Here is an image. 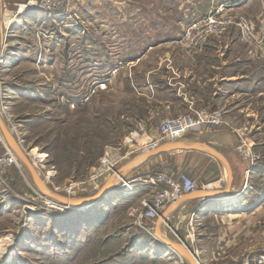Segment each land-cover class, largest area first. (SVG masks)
Masks as SVG:
<instances>
[{
    "label": "rangeland",
    "instance_id": "374dc122",
    "mask_svg": "<svg viewBox=\"0 0 264 264\" xmlns=\"http://www.w3.org/2000/svg\"><path fill=\"white\" fill-rule=\"evenodd\" d=\"M100 1L89 6L83 0L73 7L70 0L61 12L33 7L19 11L27 0L0 4V58L6 59L0 63L4 126L50 191L77 199L94 196L109 178L114 186L96 204L65 214L72 210L41 193L0 128V264H190L154 237L162 209L180 200L148 216L155 195L169 188L158 178L185 177L197 189L216 181L224 188L227 182L225 166L203 152L173 151L144 159L137 155L164 122L208 110L191 105L187 112L171 114L164 103L167 92L157 89L163 87L160 78L143 77L155 64H166L176 79L173 64L201 61L205 46L196 53L182 40L194 21L187 24L181 7L168 0ZM210 2L211 7L217 1ZM249 19L256 28L261 26ZM233 28L239 35L232 25L215 38ZM220 116L215 126L197 125L180 139L160 145L206 143L234 164L241 160L239 166L248 173V162L263 157L264 135L257 133L255 149L247 140L251 130L243 118L230 124ZM224 123L232 135L220 132ZM252 184L256 190L264 186L261 180ZM217 202H207L203 210L192 204L175 222H160V235L185 243L199 264H240L247 253L264 246L259 243L264 240V210L250 219L256 245L245 249L234 243V223L220 217ZM237 238L244 241L241 233Z\"/></svg>",
    "mask_w": 264,
    "mask_h": 264
},
{
    "label": "crops",
    "instance_id": "0c3cea01",
    "mask_svg": "<svg viewBox=\"0 0 264 264\" xmlns=\"http://www.w3.org/2000/svg\"><path fill=\"white\" fill-rule=\"evenodd\" d=\"M25 1L0 0V4L2 2L18 4ZM84 1L89 6H94L99 0ZM216 1V3L227 1L238 2L239 10L256 23H264V0ZM82 2L83 0H72V6L76 7V5ZM168 3L169 5L170 3H177L181 7V18L185 19L188 24L204 15L206 8L210 7L211 2L210 0H168ZM198 3H201L203 7ZM199 59L201 61L197 64H173L171 69H174L175 74L179 76L176 79H172L174 73L172 74L166 68V64H155L154 68L149 69L143 77H148L150 80L151 76L156 75L160 78L158 84L163 87L157 86V89L167 92V101L164 103L167 105V108H171V114L187 112L190 107H195L196 110L208 109L219 111L222 113V120L224 118L225 122L230 124L232 123L231 121H236L235 118H243L244 126L249 127V130H251V137L247 139L250 143L249 145H254L256 149L258 145L256 141L259 136L257 133L261 132L264 135V47L259 50L248 47L239 40L238 32L233 28L228 35L221 39L212 37L206 43L204 53ZM168 79H171V84L164 83ZM179 83H181L180 87L178 86ZM139 85L145 86L146 84ZM226 123L219 127L223 128L220 132L229 133L227 131L229 127ZM254 128L255 131L253 132ZM222 143H227L226 147L231 146L226 139L222 140ZM262 147L264 148V145ZM229 148L231 149V147ZM144 153L148 152L141 151L137 155L140 157ZM244 158L248 159L247 156H244ZM228 160L233 177L229 193L219 199L209 201H218L216 208L220 211L219 215H223L220 217L227 218L229 223H234V243L248 249L256 245L251 240L256 233H253L249 227L251 223L250 219L257 213L256 211L264 210V186L261 190H256L252 186V183L256 180H261L264 183V154L260 161L255 158L248 162L250 167L248 173H246L247 168L240 167L243 164L241 160H237L235 164L231 158ZM260 162H262L261 165L259 164ZM244 164L247 163L244 161ZM218 183L220 184V181H216L204 188L224 190L227 186V182L224 188L221 185L219 186ZM209 201L202 202V200L197 199L185 200L174 210L165 214L161 222L165 223L166 220L169 224L175 222L176 217L180 213L187 212L185 209L191 207L192 204H194L193 207H196L195 209L203 210L205 209L204 205ZM167 208L162 209L161 215L165 213ZM260 227L263 228V225H260ZM240 233L244 236L243 242L237 238ZM237 240H239V243ZM259 243L264 244V240H261Z\"/></svg>",
    "mask_w": 264,
    "mask_h": 264
},
{
    "label": "built area",
    "instance_id": "2783aa9c",
    "mask_svg": "<svg viewBox=\"0 0 264 264\" xmlns=\"http://www.w3.org/2000/svg\"><path fill=\"white\" fill-rule=\"evenodd\" d=\"M70 4V0H27L26 3L20 5L19 11L33 7L44 11L61 12L67 10L65 8ZM238 4V2L229 1L213 4L205 15L198 18L184 30L182 40L185 41L187 47L198 53L213 36L219 37L227 33L229 27L234 25L239 28V40L242 43L263 48L264 23L256 28L254 22L239 11ZM196 116L193 117L189 114L164 122L156 135L142 146L143 151H152L164 141L178 140L190 128L197 125L204 123L216 125L221 119L220 113L215 110L212 112L201 110ZM11 158L15 160L14 157L11 156ZM158 182H167L169 188L155 195L154 201L148 206V216H157L159 210L166 204L178 200L184 193L197 189L194 182L185 177L174 181L163 175L158 178ZM129 183L124 182V185L131 188ZM240 264H264V246H261L257 252L247 253Z\"/></svg>",
    "mask_w": 264,
    "mask_h": 264
},
{
    "label": "water",
    "instance_id": "95a60500",
    "mask_svg": "<svg viewBox=\"0 0 264 264\" xmlns=\"http://www.w3.org/2000/svg\"><path fill=\"white\" fill-rule=\"evenodd\" d=\"M0 128L2 129L4 133V137L6 139L5 141L11 147V149L14 150L18 158L23 162L24 166L27 168V170L31 174L33 183L39 188L41 193L46 196L57 199L61 204H64L63 206H66L67 209L81 210V209L90 207L96 204L98 201H100L108 193H110L111 190H113L114 186L112 184V178H109L105 182V184L102 186L101 190L94 196H90V197L70 199L67 197L60 196L50 191V189H48V187L42 182L41 178L37 174L34 166L30 162L27 154L24 152L18 140H16V138H14L12 133H10L8 129H6L1 118H0ZM173 151H198V152L206 153L218 159L219 161H221V163L225 166L226 172H227V186L225 187L224 190L200 188V189H195L189 193H186L180 197V200L169 205L165 213L163 215H160L157 220L154 237L158 240V242L161 243L166 248H169L175 251L180 257L186 258L190 264H198L199 262L196 256L192 253V251L188 248L186 244L176 242V241H171L169 239L163 240L161 238V235H160L161 232L158 228L159 227L158 225H160V222L164 218L165 214L174 210L181 202L185 200H196L197 199V200H202V202H206V201L213 200V199H219L222 196L227 195L229 193L231 183H232V178H233L232 170H231L228 160L226 159V157H224V155H222L220 152L216 151L212 147L208 146L206 143H201V142H193V143H184L180 141L166 142L162 144L158 149L148 152L146 154H143L142 157L140 156V159L155 156L162 152H173Z\"/></svg>",
    "mask_w": 264,
    "mask_h": 264
},
{
    "label": "bare ground",
    "instance_id": "6f19581e",
    "mask_svg": "<svg viewBox=\"0 0 264 264\" xmlns=\"http://www.w3.org/2000/svg\"><path fill=\"white\" fill-rule=\"evenodd\" d=\"M5 58V57H4ZM4 58H0V63L1 62H3V60H6V59H4ZM6 145V144H5ZM9 146V145H8ZM10 147V146H9ZM11 148V147H10ZM11 154V153H10ZM12 155V154H11ZM118 178H121V176H118ZM131 192V191H130ZM133 192V191H132ZM226 206V205H225ZM223 207V206H222ZM228 208V207H227ZM10 237V236H9ZM161 238H162V236H161ZM163 240H165L166 238H162ZM2 252H5L4 250H3V248H2Z\"/></svg>",
    "mask_w": 264,
    "mask_h": 264
},
{
    "label": "trees",
    "instance_id": "16d2710c",
    "mask_svg": "<svg viewBox=\"0 0 264 264\" xmlns=\"http://www.w3.org/2000/svg\"><path fill=\"white\" fill-rule=\"evenodd\" d=\"M75 210H72V211H68V212H65V214H69V215H72V214H75V213H77V212H74ZM77 211V210H76ZM64 214V215H65ZM159 243V242H158Z\"/></svg>",
    "mask_w": 264,
    "mask_h": 264
}]
</instances>
